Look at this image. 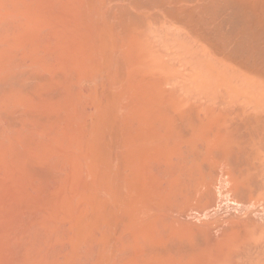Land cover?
I'll return each instance as SVG.
<instances>
[{"label":"bare ground","instance_id":"bare-ground-1","mask_svg":"<svg viewBox=\"0 0 264 264\" xmlns=\"http://www.w3.org/2000/svg\"><path fill=\"white\" fill-rule=\"evenodd\" d=\"M0 264H264V0H0Z\"/></svg>","mask_w":264,"mask_h":264}]
</instances>
